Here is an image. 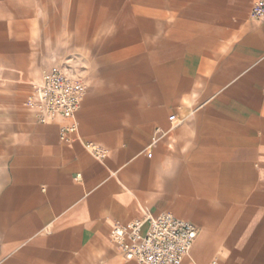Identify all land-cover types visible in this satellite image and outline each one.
<instances>
[{
  "label": "crops",
  "instance_id": "crops-1",
  "mask_svg": "<svg viewBox=\"0 0 264 264\" xmlns=\"http://www.w3.org/2000/svg\"><path fill=\"white\" fill-rule=\"evenodd\" d=\"M255 1L0 0V264H139L110 232L149 211L199 228L182 264H264ZM55 65L87 83L68 140L31 104Z\"/></svg>",
  "mask_w": 264,
  "mask_h": 264
},
{
  "label": "built area",
  "instance_id": "built-area-1",
  "mask_svg": "<svg viewBox=\"0 0 264 264\" xmlns=\"http://www.w3.org/2000/svg\"><path fill=\"white\" fill-rule=\"evenodd\" d=\"M255 20L264 21V0H256L251 11ZM87 83L76 70L55 65L36 85L37 96L31 101L40 121L62 117L70 124L61 129V138L77 130V114L81 107ZM176 119L175 115L170 120ZM97 155L103 157L100 149ZM151 156V153H149ZM199 235V228L192 222L170 212L154 214L126 223L116 222L111 228L112 241L126 259L139 264H182L189 256Z\"/></svg>",
  "mask_w": 264,
  "mask_h": 264
}]
</instances>
